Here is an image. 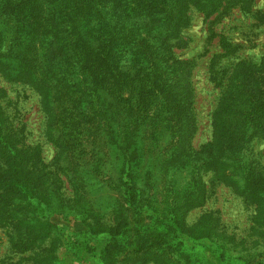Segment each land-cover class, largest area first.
<instances>
[{
    "label": "rangeland",
    "instance_id": "1",
    "mask_svg": "<svg viewBox=\"0 0 264 264\" xmlns=\"http://www.w3.org/2000/svg\"><path fill=\"white\" fill-rule=\"evenodd\" d=\"M252 4L251 11L237 5L218 18L217 13L205 17L194 8L188 11V24L182 29L187 45L175 47L174 51L181 58L195 60L192 72L194 122L189 126H182L177 109L166 105L164 98H159L154 111L147 110L143 94L135 90L141 89L140 83L137 87L135 82L124 84L127 91L122 94L123 104L127 106L126 98H130V106L127 112L118 110L119 121L114 131L124 128L129 134L122 147L125 152L122 161L119 158L122 145L119 138L114 139L115 134L110 133L111 121L105 113L119 104L118 98L110 96L112 84L101 82L93 86L79 79L72 81L67 91L61 89L60 82L55 88L39 77L37 82L31 80V84H24L10 81L0 73V87L6 92L0 99L1 104L24 124L25 141L37 145L40 161L43 159L35 162L34 155H30L33 159L30 166L34 168L30 171L34 178L30 186L33 189L36 184V191L45 190L50 195L46 181L56 172L62 178L63 182L58 183L63 186L66 202L71 207H66L59 215L55 206L58 201L50 196L54 213L49 219L57 229L54 227L48 237L32 235L28 248L21 250H14L10 244L6 216L3 218L2 214L1 218L0 214V264H144L146 253L137 249L136 236L162 233L172 239L174 234L167 224L173 223L172 211L177 210V206L185 209L186 226L201 231L203 224L199 221L209 212L223 229L217 235L220 240L199 238L195 232H175L179 235L166 253L169 254L167 264H264V222L256 217V205L250 203L244 190L238 191L234 183L219 179L229 177L232 169L231 162L220 155L223 147L218 136L220 131L216 129V133L213 125L218 120L213 116L214 111L219 105V109L223 106L219 100L224 87L211 80L210 68L214 54L223 51L221 35L238 47L233 54L219 58L220 66H229L240 59L256 63L264 58V0H252ZM0 21H5L3 16ZM12 33H6L3 49L8 48ZM260 70L264 72V63ZM258 75L264 80V73ZM47 90L52 92L47 93ZM78 99L86 104V109H76ZM147 117L149 120L145 121ZM137 118L142 120H135ZM213 135L218 136V140H213ZM208 142L214 145L208 148ZM252 149L254 159L264 165V141L256 139ZM251 151L247 150L242 158L248 160ZM58 155H61L60 166L69 162L72 167L78 155L79 164L74 174L80 176L79 180L69 178L67 171L65 175L58 170ZM211 159L217 162L210 164ZM134 160L140 164L130 170L127 164ZM121 164L122 171L118 169ZM130 174L134 175L132 183H129ZM77 185H85L79 193ZM32 200L29 207L16 201L18 203L10 207L14 209L13 218H18L21 211L33 210L40 214L44 206L40 203L44 202L38 198ZM2 206L0 203V208ZM16 213L19 214L15 216ZM121 215L127 223L122 234L111 237L106 232L89 231L88 222L101 225L108 218L107 221L113 223L114 218H122Z\"/></svg>",
    "mask_w": 264,
    "mask_h": 264
},
{
    "label": "trees",
    "instance_id": "2",
    "mask_svg": "<svg viewBox=\"0 0 264 264\" xmlns=\"http://www.w3.org/2000/svg\"><path fill=\"white\" fill-rule=\"evenodd\" d=\"M237 5L251 11L253 4L252 0L247 3L242 0H0V20L2 16L5 20L3 23L0 21V73L10 81L24 84H31V80L37 82L39 77L44 82H51L55 88L60 82L61 89L67 91L72 81L79 79L93 86L101 82L112 84L110 91L113 95L110 96L112 99L113 96L118 98L119 104L113 106L112 110L108 109V104L105 113L107 120L111 121L110 133L115 134L114 139L119 138L122 145L119 151L122 161L125 156L122 147L128 141L129 134L124 128L119 132L114 131L119 121L118 110L127 112L130 106V98H126L127 106L123 104L122 94L127 91L124 84L135 82L137 87L140 83L141 89L135 90L143 94L147 110L154 111L159 98H164L166 105L177 109L182 126H189L191 121L194 122L192 72L195 60L181 58L174 51L175 47L187 45L182 35L183 27L188 24L187 13L194 8L205 17L217 13L218 18ZM8 31L13 32L12 37L8 48L3 49ZM220 37L223 51L214 54L210 68L211 80L217 86L224 87L219 100L223 106L219 109V105L214 111L213 116L218 120L213 125L216 133L220 131L218 136L223 144L220 155L231 162L229 167L232 172L229 177L219 179L228 184L234 183L238 191L244 190L243 194L250 197V203L256 205L257 219L264 222V165L254 159L252 149L256 139L264 141V80H260L258 75L264 73L259 71L264 58L256 63L240 59L229 66H220L219 58L233 54L238 47L226 36ZM4 91L0 87V99L6 95ZM50 92L47 90V93ZM75 105L78 111L86 109V104L80 99ZM16 118L0 101V203H3L0 214L1 218L2 214L3 218L6 216L4 221L8 223L6 231L10 244L14 250H21L28 248L32 235L48 237L54 227L57 229L49 219L54 213L51 197L58 201L55 206L59 215L66 211V207H71L66 202L63 186L58 183L62 178L56 172H52L55 176L46 181L50 195L45 190L36 191V184L33 189L30 186L31 180L34 181L30 176L34 168L30 163L32 165L33 159L35 162L43 159L40 161L38 146L25 141V126ZM144 119L147 121L149 117ZM218 136L215 138L213 135V140H218ZM213 145V142L207 143L208 148ZM247 150H252L248 160L242 158ZM31 154L34 155L32 160ZM59 156L56 159L58 170L65 175L67 171L69 178L79 180V175L74 174L78 167L76 164H79L78 155L75 157L77 161L74 158L76 162L72 163L73 167L69 162L60 166ZM216 162L211 159L210 164ZM138 164L140 161H129L127 168L132 170ZM122 167L123 164L118 169L122 171ZM209 169L212 168L209 166ZM128 176L129 183H132L134 175ZM82 186L75 187L77 193ZM35 198L44 202L40 203L44 205L40 214L33 210L28 213L21 211L18 218H13L14 209L10 207H14L18 203L16 201L29 207ZM184 210L182 206H177V210L172 211L173 223L167 224L174 234L172 239L162 233L136 236L137 249L146 253L143 256L146 260L144 264H167L169 254L166 253L175 245L179 234L195 232L199 238L220 240L217 235L223 225L214 222L215 217L211 213L208 212L199 221L203 224L200 231L185 225ZM39 215L42 220L38 219ZM120 217L114 218L113 223L108 222V218L104 219L101 225L88 222L89 231L106 232L111 237L120 235L127 225L124 216ZM40 221L44 223L39 224ZM175 232L179 234L175 235ZM156 237L164 239L158 240ZM50 250H54L52 243ZM50 256L53 259V253Z\"/></svg>",
    "mask_w": 264,
    "mask_h": 264
}]
</instances>
